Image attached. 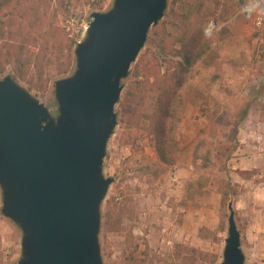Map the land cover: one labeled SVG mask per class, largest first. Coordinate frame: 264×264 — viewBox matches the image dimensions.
<instances>
[{
  "label": "rangeland",
  "instance_id": "rangeland-1",
  "mask_svg": "<svg viewBox=\"0 0 264 264\" xmlns=\"http://www.w3.org/2000/svg\"><path fill=\"white\" fill-rule=\"evenodd\" d=\"M250 3L257 6L247 16ZM64 9L52 19L65 34L66 19L82 21L94 12L84 0H66ZM201 15L211 49L195 64L181 90L182 104L175 118L179 146L175 163L158 162L143 131L138 146L133 147L121 144L120 126L116 125L108 141L103 172L114 181L106 198L114 185L121 183L129 205L118 231H100L103 264H135L130 255L141 258L144 253L146 264H169L173 246L179 242L215 252L220 262L229 213L227 206L220 204L221 180L230 181L237 192L230 201L241 233L244 264H264L260 210L264 209V0H244L242 4L206 0ZM126 79L123 90L129 85ZM54 80L44 93H31L47 105L51 98L55 100ZM245 100L253 105L245 121L237 125L234 113ZM151 108L152 97L146 110ZM247 123L254 125V136L249 142H240L239 126ZM222 144L237 147L217 161L215 154ZM105 211L103 202L102 215ZM220 222L225 224L224 231L213 238L201 236L207 230L217 231ZM20 237V229L0 212V264H12L19 258Z\"/></svg>",
  "mask_w": 264,
  "mask_h": 264
},
{
  "label": "water",
  "instance_id": "water-1",
  "mask_svg": "<svg viewBox=\"0 0 264 264\" xmlns=\"http://www.w3.org/2000/svg\"><path fill=\"white\" fill-rule=\"evenodd\" d=\"M168 0H112L94 11L73 51L72 73L54 80L56 114L12 75L0 78L1 214L21 231L12 264H103V172L122 81ZM219 264H244L232 201Z\"/></svg>",
  "mask_w": 264,
  "mask_h": 264
},
{
  "label": "trees",
  "instance_id": "trees-1",
  "mask_svg": "<svg viewBox=\"0 0 264 264\" xmlns=\"http://www.w3.org/2000/svg\"><path fill=\"white\" fill-rule=\"evenodd\" d=\"M65 1L0 0V76L10 67L13 78L24 82L38 96L48 89L52 78L66 76L74 70L73 51L77 43L68 39L63 28L52 19L59 11H66L63 10ZM109 1L84 0V3L94 11H100ZM205 1L168 0L165 15L150 28L145 46L126 79L129 85L117 103L121 144L138 146L143 131L150 138L157 161L163 165L174 164L179 151L175 118L182 104L183 85L195 64L211 49V42L201 27ZM237 2L242 4L244 0ZM177 17L179 21L175 20ZM151 97L152 108L147 111ZM47 105L51 112H57L58 104L54 99L48 100ZM252 105L251 100H245L239 106L234 113L237 125L245 121ZM237 130L238 126L235 136ZM236 147V144H222L215 159L222 161V157L230 156ZM218 192L222 207L227 206L237 193L228 180L220 181ZM128 202L121 183L114 185L112 194L104 200L106 211L101 226L104 233L120 229ZM224 230L225 224L220 222L217 231L207 230L201 236L213 238ZM144 254L141 258L132 255L130 258L135 264H146ZM219 258L215 252L179 242L173 246L169 264H219Z\"/></svg>",
  "mask_w": 264,
  "mask_h": 264
},
{
  "label": "built area",
  "instance_id": "built-area-1",
  "mask_svg": "<svg viewBox=\"0 0 264 264\" xmlns=\"http://www.w3.org/2000/svg\"><path fill=\"white\" fill-rule=\"evenodd\" d=\"M257 4L253 5L250 3L249 7L245 10L247 16H250L253 10L256 8ZM93 13V12H92ZM92 13L88 19L79 21L75 20L73 17L66 19L65 31L67 37L78 43L85 36L86 30L89 26L90 21L92 20Z\"/></svg>",
  "mask_w": 264,
  "mask_h": 264
},
{
  "label": "crops",
  "instance_id": "crops-1",
  "mask_svg": "<svg viewBox=\"0 0 264 264\" xmlns=\"http://www.w3.org/2000/svg\"><path fill=\"white\" fill-rule=\"evenodd\" d=\"M254 125H251V124H243L241 126H239V134L241 136V138L239 139L240 142H246V141H250V138H253L252 136L254 132H252L254 130ZM247 130H249L250 132H247ZM244 131V132H243ZM243 132V133H242ZM264 206V205H263ZM261 212H262V218L264 219V209L260 208Z\"/></svg>",
  "mask_w": 264,
  "mask_h": 264
}]
</instances>
